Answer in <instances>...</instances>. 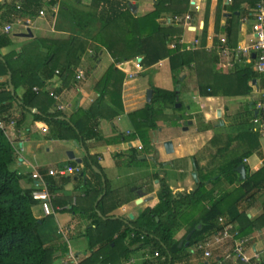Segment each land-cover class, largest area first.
I'll return each mask as SVG.
<instances>
[{"label": "trees", "instance_id": "trees-1", "mask_svg": "<svg viewBox=\"0 0 264 264\" xmlns=\"http://www.w3.org/2000/svg\"><path fill=\"white\" fill-rule=\"evenodd\" d=\"M125 1L92 0L96 12L91 13L61 3L59 14L78 28L84 30L92 17L102 21L103 27L94 42L76 36L53 42L48 49V58L44 63L37 65L32 63L29 56L32 51L26 48H22L20 52L2 55L1 50L12 45V39L4 33V29L18 19L33 17L36 11L41 12L44 7L57 6L59 0H14L12 4L0 5V77H8L11 74L15 92L21 84L26 86L25 93L19 100L16 93L12 95L8 80L0 84V115L7 123L5 130L0 129V264H56L59 257L66 258L69 253L67 245H50L51 240L60 237L54 231V228H57L54 216H47L41 220L36 218L34 208L39 205L33 199L36 182L33 187H24L25 180L28 182L35 180L32 177L26 178L25 174L15 168L19 157L16 147L10 141L8 129L11 120L14 119L11 113L14 106L21 109L20 118L14 119L17 128L25 121L26 114L30 113L34 122L45 125L47 132L44 134L47 139L75 140L88 150L89 141L102 139L99 132L102 116L94 113L95 109L103 105L106 97L113 101L115 92L120 95L124 81V74L115 66H110L97 85L100 98L96 108L88 112L80 110L76 117L79 120L84 113L85 120L78 122L74 116L67 117L61 111L57 110L53 114L48 112L55 103L54 99L50 94L43 96L42 92L33 90L34 87L41 88L46 83V77L51 78L57 70L62 75L73 74V69L81 64L82 56L88 50L97 54L105 48L117 62L142 58L141 64L144 68L169 58L174 84L177 87L183 84L185 72L193 71L200 75V88L207 96L216 93V86L222 88L221 82L226 79L229 80L228 89L236 96L251 91L248 84L255 79V74L251 71L253 64L237 70L234 77L220 76L216 80L215 75L216 83L212 85L214 84L212 82H203L202 77L206 80L205 76L212 69L206 65L208 58H211L212 62L216 61L215 58L206 57L204 50L184 51L181 48L169 47V36L180 34L184 29L163 26L158 20L166 13L172 15L186 13L190 0H156L153 12L143 17L134 15ZM247 1L250 10H254L261 0ZM239 18L232 12L224 27L220 26L218 21V30L226 34L231 45L236 42L233 29L235 26L237 28ZM35 41L36 47H41L44 43L42 40ZM205 43L204 34L201 46H205ZM46 72L49 75H42ZM152 89L154 91L152 102L138 113L148 116L146 121H142L144 127H139L135 133L129 135L121 133L116 139L104 140L107 145L130 144L140 140L142 143L140 150L133 148L129 150L132 166H147L143 153L153 150L151 131L157 129L154 120L157 109H164V105L176 109L178 90L168 92ZM29 108H35L38 112L33 114ZM253 113H256V110ZM253 135L257 136L244 133L238 137L239 140L251 145L250 150L244 154L228 157L226 154L228 144L218 149L217 154L211 159L210 164L219 159V164L214 168H203L197 164L199 182L195 191L189 195H174L167 184L160 180L158 203L153 208L149 207L142 211L134 220L115 218L114 212L135 198L132 197L131 188L121 189L122 192L113 190L107 180L104 185L102 181L104 172L98 162V156L88 154L79 173L46 177L49 193L57 197L53 200L55 210L57 206H65L67 212L72 214L73 221L69 225H73V230L69 236L82 237L87 242L90 255L79 264H123L139 249H145L152 256L156 252L159 253L157 261L148 260L150 264H176L184 258L187 249L209 239L215 233L231 228L234 223H240L244 229L243 233L264 227V209L263 214L254 221H250L240 209L242 204L251 206L264 193V167L256 173H251L246 166L244 180H240L237 172L238 167L244 164V159L252 155L251 149L254 146L259 147V143L253 145V139L248 140L250 137L253 138ZM76 166V163L69 161L61 166L60 170ZM71 182L75 183L76 203L74 198L65 192V186ZM83 195L87 198H81ZM128 195L132 196L127 198ZM100 197L103 198L100 200ZM220 219L223 222H220ZM83 220L87 221L86 226L81 224ZM184 225L187 230L185 238L191 232L194 233L188 248H185V238L184 245L179 248L182 240L177 241L175 236ZM59 251L60 256H57ZM261 264H264V261Z\"/></svg>", "mask_w": 264, "mask_h": 264}, {"label": "crops", "instance_id": "crops-1", "mask_svg": "<svg viewBox=\"0 0 264 264\" xmlns=\"http://www.w3.org/2000/svg\"><path fill=\"white\" fill-rule=\"evenodd\" d=\"M13 1L0 0V5L3 6L6 3L12 4ZM155 1L126 0L125 2H128L134 15L143 17L153 12ZM260 2H264V0ZM61 3L69 4L83 12H96V9L92 5V0H59V4L55 7H44L41 11L44 13L43 15L40 14V11H36L33 17L18 19L14 24H11V32L7 33L4 29V33L11 37L12 45L3 48L1 50L2 55L20 52L22 48H26L32 51V53H29V56L32 59V63L37 65L45 62L49 56L48 49L57 40H67L71 36H76L82 40L94 42L95 37L103 27L102 21L92 17L88 22V26L82 30L59 14ZM193 3L198 6L197 9L194 8ZM250 9L247 0H190L188 11L184 14L191 13L194 16L193 27L187 29L183 27L184 31L180 33L186 42H191L196 38L201 41V38L205 34V46H201L198 50H204L206 57H213L216 61L212 62L211 58H208V61H206V65L211 66L212 69L205 76L206 80L202 77L203 82H212L214 83L212 85H215V75L216 80L220 76L234 77L237 70L253 64L251 71L255 74V79L248 84L251 90L250 93L238 96L232 94L227 87V83L229 86V80L226 79L221 82L223 83L222 88L216 86V93L212 96H207L203 94V90L200 88V75L193 73L196 77V86H194L196 91L194 93L197 92L198 94L197 103L200 106V111L194 114L195 108L192 104H189L187 98L190 96L186 93L187 90H190L188 83V80H190L188 79L189 73L185 72V76L182 78L183 84L177 87L172 80V69L169 58L160 60L150 67H143L144 70L142 72L138 71L137 76L130 79L128 73H136V59L127 62H117L105 48L97 54L95 51L88 50L82 56L81 64L76 69H73V74L66 73L62 75L57 70L51 78L47 79L44 76L46 77V83L41 88L34 87L33 90L35 92H42L43 96L50 94V92L59 94L61 101L58 104L65 106V110L61 111V113H64L67 117L74 116L78 122L83 121V119L85 120V114L82 113V117L78 120V117H76L78 116V112L80 110L88 112L96 108V104L100 98L97 85L105 76L110 66H115L124 74L121 93L119 95V93L115 92L113 101H110L106 97L103 105L94 111V113L97 112L102 116L99 124V132L102 139L99 141H89L88 150L83 147L82 143L75 140H49L42 131L45 125L34 122L33 115L27 113L25 121L19 128L16 125L8 127L10 141L16 147L19 157L15 168L25 174L26 178L31 179L32 174L37 172L45 180L46 177L50 176V171L59 172L60 167L69 161H73L76 165L84 167V158L88 154L98 156V162L104 172V175L102 174L104 185L107 180L113 190L132 189L133 196H131L135 200L123 205L114 212L115 218L126 220H134L142 211L149 207L153 208L158 203L157 193L161 187L160 180L164 181L176 196H186L194 192L199 182V178L198 182H196L192 177L195 171L194 164L197 167L196 171L198 170L197 164L200 167L214 168L219 164V159H215V163L210 164L211 159L217 154L218 149L228 144L229 149L226 152L228 157L244 154L250 150L251 145L246 141L238 139L241 134H257V136L253 135V138H248V140L253 139V145L259 143V147L254 148V146L251 149L253 150L252 155L244 159V165L249 168L251 173L258 172L264 167V133L261 132L260 126L254 125L253 120L259 112L257 106L264 93V83L263 78L254 70L256 57L253 53L250 57H246L250 62L238 63L235 62L236 57L234 54H230L229 56L220 55L219 49H217L219 39L223 37L227 39L226 34L217 28L218 21L220 26L224 27L232 12L240 18L237 28L235 26L233 29L236 42L231 45L227 41V47L230 50H235L238 47H245L251 43L253 33L251 30L252 18L250 14L253 10ZM167 15L170 16L172 14L167 13ZM167 15L164 14L162 17ZM246 18L247 21H245ZM35 40H42L44 43L41 47H36L37 43ZM230 62H235V65L231 67L229 65ZM78 71L83 72L84 79L78 78ZM9 75L8 77H0V84L8 80L10 89ZM42 75H49V73L46 72V74ZM152 88L168 92L178 90L179 95L176 100V109L168 105H164V109L162 110L157 109L159 112L157 111L154 116L157 129L151 131V147L153 150L143 153L144 158L147 160V166H132L133 162L130 160L131 152L129 150L132 148L140 150L139 148L142 147L140 140L133 141L130 144L122 143L119 145H107L104 140L116 139L121 133L129 135L135 133L139 127H144L142 121H146L148 116L144 113L140 115L138 113L152 102L154 97ZM25 90L26 86L21 84L17 92H15L19 100L22 98ZM149 90L153 91L150 101H148ZM209 92L211 91L209 90ZM35 110L36 112L30 111L36 114L38 110ZM254 110H256V113H253ZM218 111L221 112V116H218ZM48 112L51 114L57 112L56 101L48 109ZM11 113L13 114V118L17 120L21 116V109L14 106ZM251 114H253L252 119L250 118ZM167 142L172 144V153L166 152L165 143ZM70 152L74 154L73 159L69 158L68 154ZM78 159L82 160V162L78 163ZM25 181L24 187H33L34 183H37V181ZM228 188L233 187L229 186ZM74 189L75 183L73 182L65 186V192L71 195L74 198V203H76L77 199ZM130 197L129 195L127 196V198ZM55 198L57 197L54 196ZM81 198L87 197L83 195ZM246 205L242 204L240 209L247 215L250 221L256 220L263 214L264 193L254 204L251 206ZM55 211L56 215L54 219L57 228H54V231L59 236V226L69 225L73 221V217L70 212H67L65 206H57ZM34 214L40 220L45 218L40 205L34 208ZM131 216H133L132 219ZM86 223L87 221L83 220L81 224L85 226ZM225 230L231 236L230 238H221L222 240L217 243L214 240L218 233H215L209 239L200 241L196 246H193L194 251L190 250L191 247L187 249L184 252V258L176 264L263 263L264 227L243 233V227L237 222L231 228ZM186 231V225H184V228L179 230L175 236L177 241L182 240L180 244L183 243L184 245L183 239L185 238ZM193 233L191 232L184 239L186 240V244L190 243ZM71 242H73V246L70 245ZM239 242H242L246 256L251 258L249 263L242 262L237 254H235V246ZM200 243H210L211 258H206L203 252L197 249ZM61 244L68 246V256L74 254L79 258L80 262L90 255L87 242L82 237L68 236V240H66L60 235L59 238L50 242L52 246ZM186 244L185 248H188L189 245L186 246ZM60 252L57 253V256H60ZM256 254L261 257V261H256ZM68 256L66 258L59 257L56 264H60V261L63 264L68 259ZM134 258H138L137 263L133 262ZM148 260L154 262V260L157 261V257L150 255L145 249H139L129 260L124 261L123 264H150Z\"/></svg>", "mask_w": 264, "mask_h": 264}, {"label": "built area", "instance_id": "built-area-1", "mask_svg": "<svg viewBox=\"0 0 264 264\" xmlns=\"http://www.w3.org/2000/svg\"><path fill=\"white\" fill-rule=\"evenodd\" d=\"M231 1V0H230ZM194 8L197 9L198 6L193 3ZM41 15H43V12H40ZM250 17L252 18L251 22V30L253 33V40L248 46L245 47H238L235 50H230L227 47V39L225 37L219 39V43L217 45V49H219L220 55H230L234 54L236 57L235 62L238 63H247L250 62L249 59L246 57H250L254 53L255 55V65L254 70L263 78L264 81V2H260L257 4L256 8L251 12ZM247 21V18L245 19ZM159 22L166 27H184L192 28L194 23V16L191 13L182 14V15H167L162 18H160ZM5 31L7 33L12 31V26L8 25L5 27ZM169 47L171 49H177L181 48L182 50H188V51H196L201 47V41L200 39L196 38L191 42H186L182 35L175 34L172 36H169ZM235 62H230L229 65L233 67L235 65ZM142 58H136V64H135V72H129L128 77L130 79L137 76V72H142L143 66H142ZM78 78L84 79V75L82 71H78ZM38 90V89H36ZM50 96L54 99V101L57 102V110L58 111H64L65 106L59 105L61 101V96L55 92H50ZM258 115L253 120L254 125L261 127V132L264 133V93L262 94V99L258 103ZM11 126L16 125V121L13 119L10 122ZM9 125V126H10ZM7 128V123L4 121L3 116L0 115V129L5 130ZM44 133L47 132L45 128L42 130ZM141 148V147H140ZM83 167L81 165H77L76 167H65L59 172L57 171H50V176H56L57 174L61 175H71L75 173H79ZM32 178L37 181L36 183V190L33 192V199L36 200L39 205L41 206V209L44 213V216H55L56 211L53 207V200L54 196L49 193L48 186L43 179V177L35 172L32 174ZM220 222H223L222 219H220ZM73 230V225H62L59 226L58 233L62 237H64L66 240H68V236L71 234ZM214 242H220L221 238H230L231 236L228 234L227 230H224L223 232L218 233L215 236ZM210 243H200L197 246V249L202 251L204 256L206 258H211L212 252ZM235 254L241 259L242 262L249 263L251 258L246 256L244 253V249L242 247V242L236 243L235 246ZM155 257H159V253H155ZM256 261H261V257L256 254L255 255ZM80 260L77 256L74 254H70L68 256V259L65 260L63 264H79Z\"/></svg>", "mask_w": 264, "mask_h": 264}, {"label": "water", "instance_id": "water-1", "mask_svg": "<svg viewBox=\"0 0 264 264\" xmlns=\"http://www.w3.org/2000/svg\"><path fill=\"white\" fill-rule=\"evenodd\" d=\"M9 76H10V77H9V80H10V90H11V92H12V95H15L14 86H13V84H12V82H11V74H10ZM152 94H153V91H152V90H149V91H148V101H150V99H151V97H152ZM30 110L33 111V112H36V110H35V109H32V108H30ZM218 116H221V112H220V111H218ZM165 149H166V152H167V153H172V151H173L172 144H171L170 142L165 143ZM68 155H69V158H71V159L74 158V154H73L72 152H70ZM77 162H78V163H81L82 160L78 159ZM194 169H195V171L193 172L192 177L194 178V180H195L196 182H198V175H197V171H196L197 167H196L195 164H194ZM237 172L241 175V180H244L245 177H246V167H245V165H244V164L240 165V166L238 167V169H237ZM104 181H105V180H104ZM101 199H102V197H100V200H101ZM132 218H133V216H131V219H132ZM188 239H189V237H188ZM182 245H183V243H181V244L179 245V247L181 248ZM188 245H189V244L187 243L186 246H188Z\"/></svg>", "mask_w": 264, "mask_h": 264}, {"label": "rangeland", "instance_id": "rangeland-1", "mask_svg": "<svg viewBox=\"0 0 264 264\" xmlns=\"http://www.w3.org/2000/svg\"><path fill=\"white\" fill-rule=\"evenodd\" d=\"M166 15H167V13H166ZM188 73H189V77H188V79H190V80H188V83H189V88H190V90H187V94H189V98H187L188 100H189V104H192L193 105V107L195 108V113L194 114H196V112L198 113L199 111H200V106L198 105V103H197V101H198V94H197V92H195L194 93V91H196V88H194V86H196V77L194 76V72L193 71H188ZM194 73V74H193ZM192 87H193V89H192ZM192 91V92H191ZM187 100V101H188ZM215 109V108H214ZM213 109V110H214ZM214 112V111H213ZM215 113V112H214ZM200 115V114H199ZM213 115H215V114H213ZM39 123H41V122H39ZM42 124V123H41ZM40 125V124H39ZM204 168H205V166H203ZM226 187H227V185H226ZM229 187V186H228ZM86 226V225H85ZM82 242H84V241H82ZM70 245L71 246H73V242H71L70 243ZM190 250L191 251H194V247L193 248H190ZM137 261H138V258H134V260H133V262L135 263H137ZM155 261V260H154ZM60 264H61V261H60Z\"/></svg>", "mask_w": 264, "mask_h": 264}]
</instances>
